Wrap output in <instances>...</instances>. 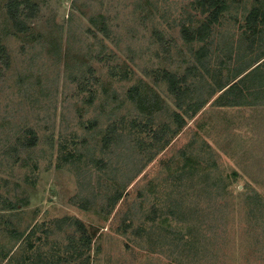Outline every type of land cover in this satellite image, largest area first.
Returning a JSON list of instances; mask_svg holds the SVG:
<instances>
[{"label":"rangeland","instance_id":"1","mask_svg":"<svg viewBox=\"0 0 264 264\" xmlns=\"http://www.w3.org/2000/svg\"><path fill=\"white\" fill-rule=\"evenodd\" d=\"M8 1L0 264H264V64L220 90L264 49V0H229L207 71L181 33L208 19L195 0H19L23 31Z\"/></svg>","mask_w":264,"mask_h":264},{"label":"trees","instance_id":"2","mask_svg":"<svg viewBox=\"0 0 264 264\" xmlns=\"http://www.w3.org/2000/svg\"><path fill=\"white\" fill-rule=\"evenodd\" d=\"M259 1H261V0H259ZM194 2L198 3L201 6V10L203 13L208 12V11L210 12V14L208 15V19H206L199 26H197L193 29L191 28L190 25L185 23L186 21H184L182 23V28H181L182 32L181 33L183 35V39L186 42H195V41H202L203 42V45L197 50V58L202 65L201 67L205 68L207 71V70H209L210 65H209V63H206L205 61H203L202 58L209 57L211 54L212 50H211L209 43L211 40L210 36L212 34V31H213V24H214V22L219 20V15L221 14L222 10L228 6L229 0H195ZM195 3H193V4H195ZM21 5H22V2H20L19 0H9L7 2V6H8V10H9V14H10L11 19L14 21L17 29L23 31V30L27 29V19L26 18L33 17L34 12L31 13V10H29L28 13H25V11ZM188 13H189V15L187 17V20H189L191 22L193 20L192 12L191 13L188 12ZM245 27H246V29H245L246 36L248 34L250 35V36H248V39L250 40V42H248L247 47L249 49H253L254 43L256 41V37H255L256 34L260 33L261 31H264V8L262 7V5L254 6L249 11V13L246 15ZM106 30H107V26L104 25V27L102 28L103 33L106 34L107 33ZM260 41H261V45H260V48H261L264 45V39L260 38ZM263 50L262 49H261V51L259 50L260 53L256 54L259 57L254 59L253 62L249 63V61H245L244 63H242L241 72L238 75H236L233 79L226 82L224 84V86H222L220 88V90L224 89L227 86L229 88L234 87L235 86L234 84H236V81L234 82V80L238 76L241 75V81H242L245 78H247L246 75L247 74L249 75L253 69L260 67V66H263V64H264V51ZM3 52H4V47L0 43V64L4 62L5 57H6L3 54ZM195 69H196V67H195ZM171 75L173 77H176L173 74H171ZM262 77H264V73L262 74ZM256 86H257V83H256ZM260 87H264V86L260 85ZM256 89L257 88H255L254 91L250 92V89L247 85L242 86L241 87V104L246 103V102L248 103V97H249L248 95H250V94L253 95L255 93ZM184 92H186V91H184ZM262 99L264 100V95H263ZM239 100H240V98L235 97V98H233L232 102L236 103ZM253 103H255V102H253ZM202 104L203 103L199 99L198 101L190 103L187 106V108L185 109V111H191L192 110L193 112L197 113L201 108H203ZM225 104L230 105L228 99L226 100ZM178 106L180 108H182L183 103H178ZM175 116L177 119V123L179 124V126H181L184 123L183 116L179 112H175ZM166 130H167L166 127H164L163 129H160V128L154 129V136L158 139V141L161 140V136L165 133ZM169 140L170 139L166 140L162 144V149L165 148L164 145L166 146L169 143ZM27 142L29 144L30 140L27 139ZM35 142H36V140L32 141V144H34ZM89 243H90V239H86L84 245L76 246L79 249H81V250H78V249L75 250L76 255H78L82 252H85L84 248ZM82 246H84V247H82Z\"/></svg>","mask_w":264,"mask_h":264},{"label":"crops","instance_id":"3","mask_svg":"<svg viewBox=\"0 0 264 264\" xmlns=\"http://www.w3.org/2000/svg\"><path fill=\"white\" fill-rule=\"evenodd\" d=\"M264 101V100H263ZM208 102V101H207ZM221 105L220 106H226V105H229V104H225V102H222L220 103Z\"/></svg>","mask_w":264,"mask_h":264}]
</instances>
